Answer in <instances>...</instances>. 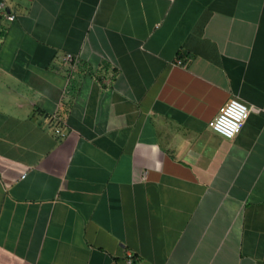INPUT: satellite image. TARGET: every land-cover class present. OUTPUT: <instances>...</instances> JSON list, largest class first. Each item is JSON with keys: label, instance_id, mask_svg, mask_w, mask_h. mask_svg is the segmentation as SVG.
<instances>
[{"label": "crops", "instance_id": "obj_1", "mask_svg": "<svg viewBox=\"0 0 264 264\" xmlns=\"http://www.w3.org/2000/svg\"><path fill=\"white\" fill-rule=\"evenodd\" d=\"M1 2L0 264H264V0Z\"/></svg>", "mask_w": 264, "mask_h": 264}, {"label": "built area", "instance_id": "obj_2", "mask_svg": "<svg viewBox=\"0 0 264 264\" xmlns=\"http://www.w3.org/2000/svg\"><path fill=\"white\" fill-rule=\"evenodd\" d=\"M6 5L4 2L0 3V14H4L8 19L15 18L12 14L5 12ZM64 61L70 66H74L76 57L72 53H67L64 56ZM251 107L242 101L240 98H231L220 110L218 115L210 123L214 132L222 135L225 138L232 139L241 130L250 113ZM132 255H128V263L131 264Z\"/></svg>", "mask_w": 264, "mask_h": 264}, {"label": "trees", "instance_id": "obj_3", "mask_svg": "<svg viewBox=\"0 0 264 264\" xmlns=\"http://www.w3.org/2000/svg\"><path fill=\"white\" fill-rule=\"evenodd\" d=\"M0 20H1V17H0ZM130 258H131V260H132V263H131V264H136V262H137V260H138L137 255H132ZM126 259L128 260L129 257L126 256Z\"/></svg>", "mask_w": 264, "mask_h": 264}]
</instances>
